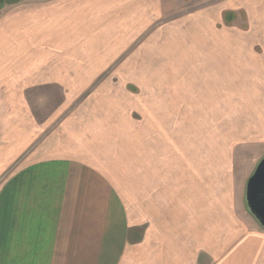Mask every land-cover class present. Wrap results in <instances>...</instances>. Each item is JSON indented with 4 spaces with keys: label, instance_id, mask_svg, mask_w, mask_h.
Here are the masks:
<instances>
[{
    "label": "crops",
    "instance_id": "1",
    "mask_svg": "<svg viewBox=\"0 0 264 264\" xmlns=\"http://www.w3.org/2000/svg\"><path fill=\"white\" fill-rule=\"evenodd\" d=\"M212 1L19 0L0 9V264H264V228L252 217L255 228L236 236L224 200L215 204L219 213L209 205L203 216L211 227L199 255V162L182 166L180 184L170 183L171 167L165 172L159 205L145 193L147 176L134 181L133 189L144 191L129 204L107 167L44 151L43 118L39 124L27 107L29 89L90 88L93 74L109 66L119 76L110 88H132L135 80L145 90L150 83L155 103L184 96L172 98L166 90L173 83L156 79L199 72L197 100L186 105L199 106V98L251 104V74L264 76V65L206 46L220 37L213 25L236 16L225 5L240 1L250 23L262 26L264 0L206 7ZM12 118L26 137L15 145L2 143L12 136Z\"/></svg>",
    "mask_w": 264,
    "mask_h": 264
},
{
    "label": "rangeland",
    "instance_id": "2",
    "mask_svg": "<svg viewBox=\"0 0 264 264\" xmlns=\"http://www.w3.org/2000/svg\"><path fill=\"white\" fill-rule=\"evenodd\" d=\"M13 1L19 0H0V9ZM225 1L213 0L204 5L209 4L208 8L220 5L224 9L222 2ZM225 6L236 16L225 22L219 19L213 25L220 37L212 43L209 41L206 48L252 56L264 65V25L250 23L240 1ZM112 69L109 66L105 72L93 74V78L97 76L96 83L90 88L56 89L44 85L38 90H28L29 111L37 115L39 124L43 118L42 149L107 167L129 204L134 193L142 194L144 191L138 189L139 185L135 191L134 181L147 176L145 193L153 195L155 205H159L163 202L164 188L168 189L166 178H162L165 172L171 167L173 176L170 183L180 184L177 172L185 166L188 170L193 162H199V244L202 246L209 241V233L206 232L211 224L206 223L203 216L209 205L215 214L219 213L215 207L217 201L222 206L224 200L229 207L237 227L236 236L242 237L252 231L257 224L246 207L245 187L264 156L263 72L257 78L251 74L252 83H256V97L251 104L228 105L220 100L199 98L197 106L186 105L185 101L192 103L197 100L199 72L166 73L156 79L161 83H173V88L166 90L172 98L179 93L184 95L179 101L184 100V103L177 104L179 102L171 98L173 103L161 104L155 103L158 98L151 91L153 86L149 81L145 90H140L135 80L129 82L132 88L123 87V91L110 88V85L119 84V76ZM208 75L212 76L211 73ZM204 84L211 86L212 81L207 80ZM148 92L152 94L148 95ZM201 92L205 94L209 90ZM16 121L19 122L12 118V136L4 137L2 143L11 139L15 145L26 139L24 134H20ZM27 124V138L30 140L34 126L30 120ZM224 213L220 219H226ZM200 247L199 255L205 249ZM203 257L208 259L205 255Z\"/></svg>",
    "mask_w": 264,
    "mask_h": 264
},
{
    "label": "water",
    "instance_id": "3",
    "mask_svg": "<svg viewBox=\"0 0 264 264\" xmlns=\"http://www.w3.org/2000/svg\"><path fill=\"white\" fill-rule=\"evenodd\" d=\"M245 203L250 214L264 228V156L247 179Z\"/></svg>",
    "mask_w": 264,
    "mask_h": 264
},
{
    "label": "trees",
    "instance_id": "4",
    "mask_svg": "<svg viewBox=\"0 0 264 264\" xmlns=\"http://www.w3.org/2000/svg\"><path fill=\"white\" fill-rule=\"evenodd\" d=\"M14 2V1H13ZM13 2H11V3H13ZM16 2V1H15Z\"/></svg>",
    "mask_w": 264,
    "mask_h": 264
}]
</instances>
